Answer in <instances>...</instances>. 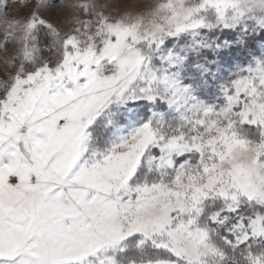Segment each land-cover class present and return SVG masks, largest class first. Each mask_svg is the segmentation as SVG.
Returning <instances> with one entry per match:
<instances>
[{
	"label": "snow or ice",
	"instance_id": "obj_1",
	"mask_svg": "<svg viewBox=\"0 0 264 264\" xmlns=\"http://www.w3.org/2000/svg\"><path fill=\"white\" fill-rule=\"evenodd\" d=\"M0 264H264V0H0Z\"/></svg>",
	"mask_w": 264,
	"mask_h": 264
}]
</instances>
